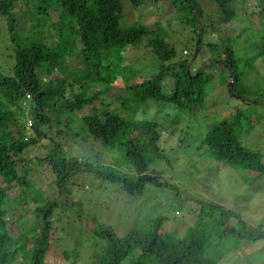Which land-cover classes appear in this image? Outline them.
Instances as JSON below:
<instances>
[{
  "label": "trees",
  "instance_id": "trees-1",
  "mask_svg": "<svg viewBox=\"0 0 264 264\" xmlns=\"http://www.w3.org/2000/svg\"><path fill=\"white\" fill-rule=\"evenodd\" d=\"M246 1L0 0V15L9 21L15 51L14 67L8 69L7 74L0 70V264H43L53 241L55 211L72 209L79 218L87 213L83 202L75 201L69 188L71 180L82 174L94 172L111 182L122 183L128 192H139L140 195L149 184L167 185L160 172L151 168L154 159L161 161L167 156L166 150L160 146L166 130L165 123L141 119L136 114L149 100L156 105L161 101L169 102L177 110L179 108L177 117L181 112L202 107L212 75L206 73V68L201 75L192 77L201 69L194 68L192 72L197 59L189 69L194 54L191 48L195 49L199 38V54L203 55L201 65L219 63L230 74L234 72V90L229 87L230 75L227 80L229 92L239 100L245 97L241 91L243 73L238 70L236 52L233 50L229 55L228 45L233 42V36L224 37L218 44L208 41V35L215 33L219 24L238 19L241 8L245 14L248 13ZM149 4L168 12L170 19L166 24L169 28L165 34L161 29L164 27L162 22L155 23L157 29L143 23L122 27L127 19V9L138 10L149 7ZM24 7L34 9L30 14V25L25 30L40 32L29 43H24V39L18 36L21 20L15 8H20L23 13ZM215 7L218 19L215 18ZM258 8L249 16L256 18L261 25L264 0L259 1ZM25 15L22 14L23 17ZM16 17L20 20L18 26ZM60 25L62 28H59ZM17 28L19 31H16ZM262 28L247 50L249 64L264 58ZM50 31H58L57 41L45 39V34ZM176 33L191 34L190 38L185 37L186 43L182 48L179 43L185 38L179 40ZM138 44L148 46L160 58L163 64L160 73L143 80L139 77L138 80L121 81L118 88H114L110 74L115 61L120 58L121 48ZM220 45L224 47L223 52L219 51ZM71 58L77 60L74 66L70 64ZM94 104L98 105L97 112L82 119L86 134L107 149L122 152L132 167L120 172L99 169L84 159L65 155L61 141L68 135L69 123L64 125L59 117H70L75 111ZM121 109H128L127 116L134 115L123 117ZM51 114L57 116V121L51 119ZM24 119L25 125L22 124ZM252 123V119L238 109L233 115L210 126L204 138L210 156L232 168L263 175L262 152L246 148L240 141L243 132L249 131V124ZM47 143H52L54 149L45 157L29 159L22 156L26 149L34 145L40 144L46 149ZM33 160L38 161L41 167H45L44 162L48 163L52 172L49 174L52 178L50 185L54 184L57 190L56 201L37 202L39 206L24 212V215H9L14 211L11 207L14 199L25 201L30 197L24 190L22 196L15 194L13 197V188H16L14 183L29 186V176L34 169L30 173L26 164L34 165ZM67 197L71 200L67 201L66 207L62 206L60 199ZM200 204L203 205L202 202ZM207 207L208 211L220 210L221 213L219 216L209 213L205 206L195 212L192 210L195 221L188 225L182 237L164 232V224L170 219L165 213L150 219L149 223L143 221V226L135 224L124 236L119 235L113 226L90 220L96 222L92 228V240L103 244L99 255L89 256L95 261L92 264H221L228 255L220 252V248H226L229 243L227 238L237 244L264 238L262 227L250 226L239 214L214 203ZM25 216L39 220L41 228L19 227ZM232 218L237 219L241 228L230 224ZM7 219L12 220L9 222ZM14 225L21 230V238L12 235ZM259 230L262 232L259 233ZM130 243L135 245L134 248H130ZM76 251V255L82 256L78 249Z\"/></svg>",
  "mask_w": 264,
  "mask_h": 264
},
{
  "label": "rangeland",
  "instance_id": "rangeland-1",
  "mask_svg": "<svg viewBox=\"0 0 264 264\" xmlns=\"http://www.w3.org/2000/svg\"><path fill=\"white\" fill-rule=\"evenodd\" d=\"M247 1L249 12L245 14L241 8L238 12V19L228 24L218 23L217 31L208 35V41L211 40V42L220 44L224 37L233 36V42L228 45L230 48L229 55L233 50L234 53L236 52L235 56L239 63L238 70L243 73L241 91L245 95L244 98L250 102L242 98L239 100L230 94L227 80L231 74L224 66L219 63H208L210 68H207L206 73L211 74L212 79L206 86L207 97L202 107L181 112L179 113L181 114L180 117H177L179 108L177 107V110L169 102L161 101L156 105L149 100L143 103L142 110L140 109V112L136 114L137 117L165 123L166 130L163 132L164 138H162L160 146L166 150L167 156L161 161L154 159L151 168L160 172L161 179L167 185L149 184L143 190V194L140 195L139 192H128L122 183L111 182L94 172L82 174L72 179L69 188L73 192L75 201L83 202L82 206L86 207L87 213L83 218H79L75 214V210L72 209L69 211L61 210V212L58 211L60 209L55 211L57 217L53 219L55 221L52 228L53 241L50 243L43 264H72L73 262L75 264H92L95 262L89 256L99 255L103 244L95 241V239L92 240V228L96 222L90 220H97L102 225L113 226L119 235L124 236L127 230L135 224L143 226V221L149 223L150 219L154 220L165 213L170 219L164 224V232L172 236L182 237L186 233L188 225L195 221L193 211L199 210L201 206H205L207 212L219 216L220 210L208 211V204L214 203L224 206V210L239 214L250 226L257 228L260 226L264 230V174L243 171L241 168H232L215 161L210 156L204 142L210 126L228 118L240 109L244 115L253 121L252 124H249L250 130L243 132L240 141L246 148L261 151L264 161V98H262V94H264V58L258 59L252 64H249L247 58V50L262 32L264 19H261L263 24L260 25L256 18L249 16L259 9L260 0ZM33 10V7H24L23 13L26 15L23 17L21 9L15 8L16 15L21 20V31L18 28L16 31L20 32L18 36L24 39V43L34 41L40 33L39 31L25 30L30 25V14ZM213 10L216 18L219 16L216 7ZM167 15L166 9L161 11L154 4H149V7H141L138 10L130 8L127 9V19L122 23V27L143 23L157 29L155 23L162 22L164 27L161 29L165 34L169 28L166 23L170 19ZM171 18L175 19L174 17ZM18 19L17 26L20 23ZM56 19L57 15L54 11V20ZM59 28L62 26L60 25ZM57 32H47L45 39L57 41ZM190 35L175 34L179 40L185 37L190 38ZM238 35L240 36L237 37ZM186 38L184 42L179 43L182 44L180 48L186 43ZM142 45L121 48L120 58L115 61L110 74L114 88H118L117 86L121 81L138 80L139 77H141L140 80H143L160 73L162 61L153 53L152 49ZM192 51L194 52L195 49L191 48ZM219 51H224L222 45H220ZM14 55L9 21L0 15V70L2 73L7 74L8 69L14 67ZM226 58L230 59V56L226 55ZM202 59L203 55L199 54L193 64L192 72H194V68L203 67L201 65ZM75 62L77 60L71 58L70 64L72 66ZM39 76L44 77L41 72H39ZM113 95L112 93V97L115 98L116 96ZM97 106L96 104L88 105L75 111L70 117H59L64 125L69 123L68 135L61 141L65 155L84 159L98 166L99 169L106 168L120 172L131 166L125 160L122 152L102 146L86 134V129L82 126V119L85 116L95 114ZM127 110L123 109V112L121 109L123 117L127 116ZM130 115L127 117L129 118ZM51 119L57 121V116L51 114ZM71 120L72 122H70ZM25 123L26 120H22V124L25 125ZM244 126H247V121H245ZM118 142L120 143L121 140ZM45 147L46 149L40 144L31 146L25 150L22 156H28L29 159L36 156L45 157L47 153H51L54 146L52 143H47ZM33 162L34 165L33 163L26 164V168L31 170L30 173L34 169V172L29 176V186L14 183L16 188H13V197L15 194L22 196L23 190L30 197L25 201L20 198L14 199L11 203L14 211L9 215H24V212L39 206L37 202L42 204V202L50 199L56 201L57 190L54 184L50 185L52 172L48 163L44 162L45 167H41L38 161L33 160ZM45 168H47L46 171ZM21 172L24 173V171ZM0 183H2L1 177ZM67 198L60 199L62 206L66 207L67 201L71 200L70 197ZM188 211H192L193 214H187ZM11 220L7 219L9 222ZM230 224L238 229L241 228L240 223L235 218L230 220ZM21 226L32 229L41 228L42 224L39 220L25 216L19 227ZM19 227L14 225L12 228V235L16 238L22 237ZM261 232L262 230H259V233ZM227 239L229 243L226 244V248L224 246L220 248V252H224L225 255L228 254L227 259L223 260L221 264H264V238L256 242L245 240L238 244L229 238ZM129 246L134 248L135 245L130 243ZM74 248L78 249L82 256L76 255L75 252L77 251Z\"/></svg>",
  "mask_w": 264,
  "mask_h": 264
},
{
  "label": "water",
  "instance_id": "water-1",
  "mask_svg": "<svg viewBox=\"0 0 264 264\" xmlns=\"http://www.w3.org/2000/svg\"><path fill=\"white\" fill-rule=\"evenodd\" d=\"M199 47H200V38H199V40H197V42H196L195 51H194L193 57H192V59L190 60V63H189V69H190V66L192 65V63H193V62L197 59V57H198V54H199ZM206 68H208V65H205V66L201 67V69H200L195 75H193L192 77H197V76L201 75V74L204 72V70H205ZM234 83H235V81H234V72H233L232 75L230 76V82H229V87H230V89H232V90H234ZM240 98H242L243 100H246L244 97H240ZM246 101H247V100H246ZM247 102H250V101L248 100ZM256 103H257V102H256Z\"/></svg>",
  "mask_w": 264,
  "mask_h": 264
},
{
  "label": "clouds",
  "instance_id": "clouds-1",
  "mask_svg": "<svg viewBox=\"0 0 264 264\" xmlns=\"http://www.w3.org/2000/svg\"><path fill=\"white\" fill-rule=\"evenodd\" d=\"M205 65H208V67H209V64H208V63H207V64H205ZM205 65H204V66H205ZM210 66H211V65H210ZM190 67H191V66H190ZM231 75H232V74H231ZM231 75H230V76H231Z\"/></svg>",
  "mask_w": 264,
  "mask_h": 264
},
{
  "label": "built area",
  "instance_id": "built-area-1",
  "mask_svg": "<svg viewBox=\"0 0 264 264\" xmlns=\"http://www.w3.org/2000/svg\"><path fill=\"white\" fill-rule=\"evenodd\" d=\"M185 54H187V52H184ZM189 54V53H188Z\"/></svg>",
  "mask_w": 264,
  "mask_h": 264
}]
</instances>
